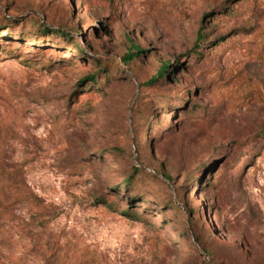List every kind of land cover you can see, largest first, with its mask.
<instances>
[{"label": "rangeland", "instance_id": "obj_1", "mask_svg": "<svg viewBox=\"0 0 264 264\" xmlns=\"http://www.w3.org/2000/svg\"><path fill=\"white\" fill-rule=\"evenodd\" d=\"M0 264H264V0H0Z\"/></svg>", "mask_w": 264, "mask_h": 264}, {"label": "trees", "instance_id": "obj_2", "mask_svg": "<svg viewBox=\"0 0 264 264\" xmlns=\"http://www.w3.org/2000/svg\"><path fill=\"white\" fill-rule=\"evenodd\" d=\"M40 28L42 29L41 31L44 32V33H49V32H51V30H50L49 28L44 27L43 25H41ZM57 34H59V35L62 36V37H65V38L68 37V35H70V34H68V32H65V31H59V32H57ZM68 38H69V39H72V37H68ZM199 39H200V36H198V40H199ZM132 49L135 50L134 54L128 53L126 56L123 57V60H122V61H123V63H124L125 65H129L131 62H133V61L136 59L137 55H139V54L142 53L139 47L132 46ZM192 55H193V56H196V55H198V52L195 51V52H193ZM171 68H172L171 64H168V63L163 64V65L161 66L159 72L156 74V76L152 77L150 80H148V81H147L146 83H144L143 85H144V86H151V85H153V84H155V83H157V82H159V81H164L168 76H170V74H171ZM102 72L105 73L106 71L103 70ZM88 81H89V83L94 84V83L97 82V77H96V76H92V77L89 78ZM140 172H142V171H141V170H138L137 168H134V173H135V174H139ZM135 174H134V175H135ZM134 175H131V176L127 179V181H128L129 183L132 182V178H133ZM166 179L169 181L168 178H166ZM195 241H196L197 243H199V240H198L197 238H195Z\"/></svg>", "mask_w": 264, "mask_h": 264}]
</instances>
